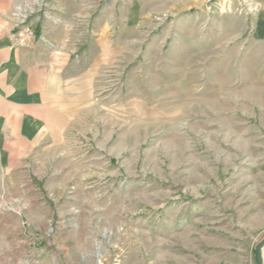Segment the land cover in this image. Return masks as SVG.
Listing matches in <instances>:
<instances>
[{"label": "rangeland", "instance_id": "obj_1", "mask_svg": "<svg viewBox=\"0 0 264 264\" xmlns=\"http://www.w3.org/2000/svg\"><path fill=\"white\" fill-rule=\"evenodd\" d=\"M12 14L69 29L92 101L26 156L0 144V264H257L264 0H12Z\"/></svg>", "mask_w": 264, "mask_h": 264}, {"label": "crops", "instance_id": "obj_2", "mask_svg": "<svg viewBox=\"0 0 264 264\" xmlns=\"http://www.w3.org/2000/svg\"><path fill=\"white\" fill-rule=\"evenodd\" d=\"M15 22L12 0H0V144H10L9 154L17 144L22 157L61 137L91 104L93 61L76 53L68 28L49 22L37 23L32 44L11 47Z\"/></svg>", "mask_w": 264, "mask_h": 264}, {"label": "built area", "instance_id": "obj_3", "mask_svg": "<svg viewBox=\"0 0 264 264\" xmlns=\"http://www.w3.org/2000/svg\"><path fill=\"white\" fill-rule=\"evenodd\" d=\"M12 46L30 45L36 39V32L26 17L20 19L11 33Z\"/></svg>", "mask_w": 264, "mask_h": 264}, {"label": "water", "instance_id": "obj_4", "mask_svg": "<svg viewBox=\"0 0 264 264\" xmlns=\"http://www.w3.org/2000/svg\"><path fill=\"white\" fill-rule=\"evenodd\" d=\"M262 247H264V238L255 247L257 264H262V260H261V249H262Z\"/></svg>", "mask_w": 264, "mask_h": 264}, {"label": "bare ground", "instance_id": "obj_5", "mask_svg": "<svg viewBox=\"0 0 264 264\" xmlns=\"http://www.w3.org/2000/svg\"><path fill=\"white\" fill-rule=\"evenodd\" d=\"M20 10V9H19Z\"/></svg>", "mask_w": 264, "mask_h": 264}]
</instances>
